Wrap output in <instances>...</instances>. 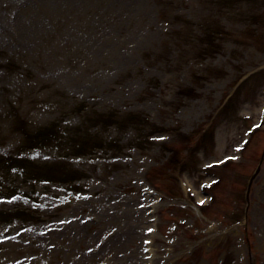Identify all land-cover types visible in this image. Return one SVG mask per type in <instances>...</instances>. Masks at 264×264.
I'll return each instance as SVG.
<instances>
[{
    "label": "rangeland",
    "instance_id": "obj_1",
    "mask_svg": "<svg viewBox=\"0 0 264 264\" xmlns=\"http://www.w3.org/2000/svg\"><path fill=\"white\" fill-rule=\"evenodd\" d=\"M263 103L264 0H0V264H264Z\"/></svg>",
    "mask_w": 264,
    "mask_h": 264
},
{
    "label": "bare ground",
    "instance_id": "obj_2",
    "mask_svg": "<svg viewBox=\"0 0 264 264\" xmlns=\"http://www.w3.org/2000/svg\"><path fill=\"white\" fill-rule=\"evenodd\" d=\"M142 215H143L142 212L139 215H136L137 219H134V220H136V221L139 220L141 218L140 216H142ZM133 217H135V214ZM133 217H131V218H133ZM130 221H132V219ZM128 224H129V222H128Z\"/></svg>",
    "mask_w": 264,
    "mask_h": 264
}]
</instances>
